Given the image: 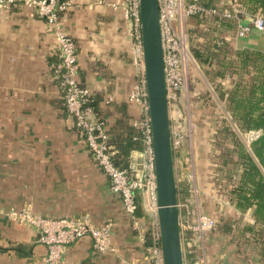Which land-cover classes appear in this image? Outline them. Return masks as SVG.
Returning <instances> with one entry per match:
<instances>
[{"label": "crops", "instance_id": "obj_1", "mask_svg": "<svg viewBox=\"0 0 264 264\" xmlns=\"http://www.w3.org/2000/svg\"><path fill=\"white\" fill-rule=\"evenodd\" d=\"M57 2H68L69 7L56 14L55 26L21 3L0 13V264H41L45 255L35 228L7 218L9 209L21 207L48 218L86 216L95 226L111 224V250L96 252L85 235L65 246L62 264H157L152 216L139 196L133 213L125 212L66 114L52 67L57 61L55 37L60 32L74 44L78 83L96 101L105 130L133 127L140 112L128 102V95L139 89L140 75L124 0ZM185 27L195 24L185 20ZM221 36L233 50L264 48V33L257 31L241 39H231L227 33ZM205 83L202 90L209 93L215 111L212 123L229 120L224 101L218 100L214 90L217 84L227 90L231 84L228 76ZM198 107L193 113L202 116L205 109ZM171 114L177 128V107L168 111L170 119ZM197 147L193 159L195 204L207 205L204 213L226 225V229L204 233L198 264H264L250 249L249 235L239 236L238 227L252 219L251 209L238 211L226 191L217 189L213 167L208 169L211 150L205 145ZM129 160L133 178L142 161L137 153Z\"/></svg>", "mask_w": 264, "mask_h": 264}, {"label": "built area", "instance_id": "obj_2", "mask_svg": "<svg viewBox=\"0 0 264 264\" xmlns=\"http://www.w3.org/2000/svg\"><path fill=\"white\" fill-rule=\"evenodd\" d=\"M21 3L36 12L51 26H55L56 14L69 7L68 2L57 0H0V13L5 8ZM158 20L161 34L162 58L167 101L169 91H178L183 84V61L186 56L185 20L196 13L204 12L199 0H158ZM125 16L131 21L133 41L137 49L138 58L136 66L140 75V87L129 93L128 102L137 106L140 117L133 123L143 137V152L140 170L134 177H130L125 170L117 168L111 159L112 153L107 146V135L104 123L97 122L89 107L91 96L77 81V64L75 47L71 39L63 33L57 32L55 37L56 62L53 64V73L58 79L63 92L64 109L72 119L75 128L79 131L86 150L94 157L97 166L109 181L112 192L119 195L125 212L131 214L137 205V196L143 200V205L152 216L156 242L157 264H160L158 249L157 222L155 216V186L152 169L149 126L147 122L145 90L142 77V63L140 54V35L138 18V0H124L122 4ZM214 11H211V14ZM239 12L232 11L230 15L223 11L222 17H235ZM251 31L264 33V16L254 14L247 16L246 20L237 22L235 38L241 39ZM171 127V126H170ZM190 146V135H183L170 128L171 151H177L180 146ZM184 209L179 219V232L181 247L195 244L197 253L205 232L213 227V220L206 214H201L197 205L191 211L187 204L178 203ZM9 220L33 227L38 232L37 241L45 247V255L41 264H62L61 257L65 246L73 240L87 235L91 239V247L99 253L111 250L109 245L110 223L95 226L89 223L86 216L79 218H48L31 212L28 207L11 208L6 213ZM183 244V245H182ZM136 264V263H133ZM198 264V262L194 263Z\"/></svg>", "mask_w": 264, "mask_h": 264}, {"label": "trees", "instance_id": "obj_3", "mask_svg": "<svg viewBox=\"0 0 264 264\" xmlns=\"http://www.w3.org/2000/svg\"><path fill=\"white\" fill-rule=\"evenodd\" d=\"M199 5L205 11L186 19L195 24V27H185L186 52L205 81L213 83L216 78L228 76L231 82L227 90L219 84L214 89L218 92V100L224 101L229 122L221 118L210 131L213 141L210 143L208 163L213 167L212 181L218 190L226 191L238 211L251 209L252 219L238 227L239 236L248 234L250 249L264 260V48L233 50L221 36L227 33L234 39L237 22L244 20L245 16H264V0H199ZM233 10L239 12L235 17H222L223 11L232 15ZM211 11L214 13L211 14ZM196 94L195 102L208 113L201 115L212 114L209 93L201 90ZM89 107L97 117L94 119L104 123L97 115L96 101L92 97ZM257 130H261V134L251 143L246 144L242 140L246 133ZM106 135L113 164L130 173V155H141L143 152L141 132L126 126L119 131H106ZM178 155V150L172 152L173 161ZM174 177L177 203L187 204L191 211L190 190L183 181L182 167H178L177 172L174 169ZM183 213L184 209L179 208V216ZM212 220L213 227L208 231L226 229L222 219L212 217ZM182 254L184 264L197 262L195 244L183 245Z\"/></svg>", "mask_w": 264, "mask_h": 264}, {"label": "water", "instance_id": "obj_4", "mask_svg": "<svg viewBox=\"0 0 264 264\" xmlns=\"http://www.w3.org/2000/svg\"><path fill=\"white\" fill-rule=\"evenodd\" d=\"M157 2L138 0L140 54L155 186L158 249L160 264H184ZM260 134L261 130L249 131L243 136L245 143H251Z\"/></svg>", "mask_w": 264, "mask_h": 264}, {"label": "rangeland", "instance_id": "obj_5", "mask_svg": "<svg viewBox=\"0 0 264 264\" xmlns=\"http://www.w3.org/2000/svg\"><path fill=\"white\" fill-rule=\"evenodd\" d=\"M182 67H183L182 69L183 84L179 87L178 91L177 90L176 92L174 90L169 91V100L167 101V103H168L169 113L170 112L172 113V110L176 109L177 107V128H175L176 121L173 119L172 114L170 115L171 119L169 118V124H171L170 128L172 130L179 131L183 135H186L187 133L190 135V146L189 144L186 145V141H185L184 145L178 148L179 155L178 158L175 159V171L177 172L178 167H182L183 169L184 172L183 181H185V183H187L189 186L188 187V189L190 190L189 201L192 204V208H191L192 210L193 207L197 205L195 204L196 203L195 202L196 193L194 188L195 167H194L193 159L194 157L197 156L195 155L197 151L196 148H198L197 146L205 145L208 150L211 149L210 143L213 141V137L210 131L214 126V123H212L214 122V118L212 116H214L215 111L212 110V114L207 116L206 115L196 116L193 113L194 107L197 109L200 108L198 107V104L195 102V95H197L196 93H198V91H201L202 88L206 86V83L204 81L205 79H203L204 77L199 76L201 72L196 67V65L193 64V60H191L187 52ZM184 106L186 108H184ZM184 109H186V111ZM204 111L206 112V110ZM202 113L204 114V112ZM209 119H211V121H209ZM201 140H203L202 143ZM242 140L244 141V138ZM209 168L210 165L208 166V169ZM197 207L200 210L201 214H205L204 210L207 209V205H204L203 207L202 204V207H200V205H198ZM209 217L212 218L211 216Z\"/></svg>", "mask_w": 264, "mask_h": 264}]
</instances>
